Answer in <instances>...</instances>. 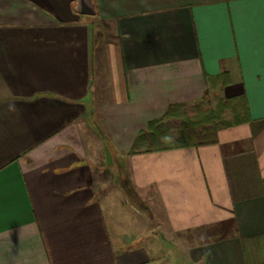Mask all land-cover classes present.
Wrapping results in <instances>:
<instances>
[{
	"label": "crops",
	"instance_id": "obj_1",
	"mask_svg": "<svg viewBox=\"0 0 264 264\" xmlns=\"http://www.w3.org/2000/svg\"><path fill=\"white\" fill-rule=\"evenodd\" d=\"M76 1L0 0V264H162L158 238L137 220L126 230L124 208L146 210L120 196L122 176L168 242L218 228L194 264H258L264 0H95L96 16ZM100 21L116 37L97 40ZM208 75L221 82L208 94L243 97L247 121L215 143L128 154L171 104L202 98Z\"/></svg>",
	"mask_w": 264,
	"mask_h": 264
},
{
	"label": "trees",
	"instance_id": "obj_2",
	"mask_svg": "<svg viewBox=\"0 0 264 264\" xmlns=\"http://www.w3.org/2000/svg\"><path fill=\"white\" fill-rule=\"evenodd\" d=\"M207 81L208 88L202 98L190 103L171 104L162 117L150 121L147 128L138 133L128 154L215 143L220 129L247 121V105L243 97L220 96L217 104L210 106L207 95L214 82L217 85L221 82L219 76L209 75ZM90 116L99 117L95 109ZM122 185L133 203L144 210L149 209L129 179L122 176Z\"/></svg>",
	"mask_w": 264,
	"mask_h": 264
},
{
	"label": "rangeland",
	"instance_id": "obj_3",
	"mask_svg": "<svg viewBox=\"0 0 264 264\" xmlns=\"http://www.w3.org/2000/svg\"><path fill=\"white\" fill-rule=\"evenodd\" d=\"M96 16V15H94ZM114 22L111 21H100L97 24V29H96V36L95 38L97 40L100 39L101 42L103 41H108L113 39L114 37H116V32H115V28H114ZM208 99L210 102V106L214 107L217 104V101L219 99V97L221 96V93H219L218 91H216L213 94H208ZM96 105V104H95ZM97 109H99V106L96 105ZM93 129V128H92ZM95 130V129H94ZM227 131H231V129H227ZM233 135H239L236 132L238 131H232ZM251 143H254V139H248V140H243V141H238L235 142L233 144V146L231 147L230 145H227L225 150L228 151V153H231L229 151H233V153H237L240 154L241 152L244 151V149H247V146H251ZM256 146V145H255ZM106 150V149H103ZM102 152V150L100 151ZM238 158H241L240 156L238 157L237 155H235L234 158V163L239 161ZM95 164L97 166V168L101 171L108 169L109 166L106 162V154L104 155H99L98 157H96L95 160ZM115 168L117 167L114 166ZM119 169V168H118ZM117 179L115 180L114 185L117 186ZM109 186V185H108ZM113 188V187H111ZM120 193V196L123 197V193H125V195L129 198L132 199L127 193L126 191H123V189H119L118 190ZM133 201V200H132ZM143 204L145 205L146 202L143 200L142 201ZM136 205V204H135ZM150 208V207H149ZM126 216H125V227L126 230L130 233L133 234L134 230L131 228L133 227V223L131 221L133 220H137V225H138V233H142V231H145L150 234H152V238H158V242L159 245L161 246L160 248H162L160 251L164 254L166 260H164L162 262V264H194V253L192 251V248L197 245L198 243H200V240L207 238V232L209 230H211V234H215L218 231V228H209L208 227H204V226H200V227H196L194 230L190 231V232H186L184 233L183 238H177L174 235H170V239H177V240H170V242H168L167 240L169 239H165V236H159L161 228L165 229V226H161L158 227L156 229L155 227V221H154V213L150 214V212H153L152 209H148L146 210V212H143L142 215L136 213L135 210H132L129 205L127 207L124 208ZM145 211V210H144ZM153 218H152V216ZM151 224L150 226H147V223ZM143 228V229H141ZM150 229H154V231L150 230ZM157 230V231H156ZM209 234V235H211ZM159 236V237H158ZM169 237V236H168ZM211 237H215V236H211ZM257 250L259 251V253L255 256V257H251L250 258V263H252V261H255L258 264H264V246L261 247V242L257 241Z\"/></svg>",
	"mask_w": 264,
	"mask_h": 264
},
{
	"label": "water",
	"instance_id": "obj_4",
	"mask_svg": "<svg viewBox=\"0 0 264 264\" xmlns=\"http://www.w3.org/2000/svg\"><path fill=\"white\" fill-rule=\"evenodd\" d=\"M75 9L77 12L86 15H95L98 12L95 0H77Z\"/></svg>",
	"mask_w": 264,
	"mask_h": 264
}]
</instances>
